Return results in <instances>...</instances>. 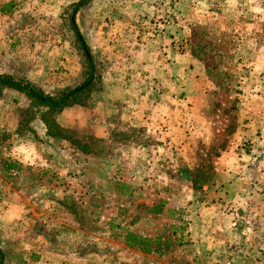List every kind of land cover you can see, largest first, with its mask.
Here are the masks:
<instances>
[{"label":"rangeland","instance_id":"obj_1","mask_svg":"<svg viewBox=\"0 0 264 264\" xmlns=\"http://www.w3.org/2000/svg\"><path fill=\"white\" fill-rule=\"evenodd\" d=\"M79 1L0 0V50L23 55L32 80L10 75L51 95L82 83L88 62L70 17L95 64L93 84L55 112L0 86L5 264L34 262L49 249L44 236L78 252L72 264H209L211 248L222 254L213 264H264V145L257 133L232 141L240 100L231 96L263 92L264 0H89L76 8ZM176 25L192 33L177 37ZM140 42L142 80L128 75L139 70L130 45ZM67 59L79 74L69 83ZM114 66L126 99L107 83ZM192 76L215 94H188ZM133 89L148 96L140 115L125 111L129 120L119 106L140 109ZM243 119L246 133L251 120ZM163 201L161 214L150 213ZM127 231L160 237L161 251L128 247ZM210 234L220 241L211 245Z\"/></svg>","mask_w":264,"mask_h":264},{"label":"crops","instance_id":"obj_2","mask_svg":"<svg viewBox=\"0 0 264 264\" xmlns=\"http://www.w3.org/2000/svg\"><path fill=\"white\" fill-rule=\"evenodd\" d=\"M13 19V18H11ZM1 27V26H0ZM12 30V29H11ZM174 31H172V33H175L177 35V37L180 36V34H191L192 33V29L190 27H184L183 30L179 27V25H176L173 29ZM133 45V47H132ZM131 48L130 51L132 52V54L134 55V58H132L131 60V64L133 63V60H136L138 62V65L133 64V68L134 66L138 67L139 70H137L136 72H128V75L135 77L134 79H137V76H139L140 80H142V76L144 74H142V72L139 71H143L145 70V51H146V47L144 46V44H142V42L137 43L135 48V45L133 43H131ZM1 48H3V45H0ZM135 50V52L133 51ZM2 51L0 50V60H1V64L0 66H2V68L0 67V73H4L6 72L7 74H20L22 76H26L27 78L31 79V69L29 68V65L24 66V62H25V57L23 55H19V53L17 52H13V50H8V54H4ZM191 54V52H189V50H187V52L181 54V58H185L187 55ZM20 56V57H19ZM178 56V54H177ZM176 56V57H177ZM258 57V53L256 54L255 58L256 59ZM178 59V58H177ZM184 61V60H183ZM199 60L196 59L195 57H193V59L189 62L196 64ZM63 64L65 66V68H69L70 76H67V72H65V76H67L66 78H68V80L66 81L67 83L71 82L72 80H76L79 77L78 72H76V66H71V60L67 59L66 61H63ZM44 65V64H43ZM162 65H165V62H162ZM171 65H175L177 66L178 63H173L171 62ZM55 68L54 64L51 67V70L49 71V73L51 75H53L51 73L52 69ZM262 68L264 69V59L262 60ZM257 70V69H256ZM160 72V71H159ZM261 72H264L263 70H261ZM260 71L258 73H261ZM156 74H158V72L156 71ZM262 74V73H261ZM57 75H60V73H57ZM160 80H165V77H163L162 72L158 75ZM109 77V78H108ZM107 77V83H118L116 84V90L119 96L118 98H127V91H128V86L126 88H124L123 86H121L119 83H122V79L123 78H119V75L117 73V69L116 66L113 67V72L109 73V76ZM260 76H258L259 78ZM128 78V77H127ZM127 78H124V81H126ZM132 79V78H130ZM178 80V79H177ZM126 83V82H124ZM178 85V84H177ZM198 81L196 78H194V76H192L189 81H188V86L187 91L188 94H192V93H207V99L210 98L211 96H213L215 93H211V91L206 90L205 88H200L198 87ZM176 89V86L175 88ZM174 89H171L172 93L175 92ZM262 93H233L231 94V96L238 98L240 100L239 103V117L237 118V133L234 135V138H232V141H242V140H247V136H249L252 133H257V137L256 139V143L257 144H262L264 145V87L263 90L262 88L260 89ZM145 90L141 89L140 92L138 94L137 91H135L134 89L132 90V93H130V95L132 96V94H135L136 96H138V98L140 100H137L136 104H140L137 105L139 106V110H136V107H134V109H131L129 106L127 105H123V106H119L120 108H124V115H126L127 117L125 118H129V120L132 119L131 116L128 117L127 113L125 111H127L128 113H132V114H141L143 111V103L146 100L145 98H147L148 94L144 92ZM144 94H143V93ZM19 96H21L22 98H27L24 94H22L21 92L17 93ZM157 96L158 93H156ZM168 96H170L169 93H167ZM117 95V94H116ZM172 95V94H171ZM202 94H199V96H201ZM125 96V97H124ZM187 96H191V95H187ZM197 96V95H195ZM144 99V101H143ZM208 101V100H207ZM122 102H125V100H123ZM146 103V101H145ZM129 104V103H128ZM159 104H157L156 107H159ZM154 105V104H153ZM159 109H161V107H159ZM194 111H197V105L196 103L194 104L193 108ZM212 112V107L209 106L207 107V113H211ZM250 118L251 122L250 124H247L248 127V131L246 133H244L245 128L244 126V121L245 119L243 118ZM124 118V117H123ZM134 119V118H133ZM141 119V117H140ZM211 123V120L209 118H207V125ZM135 126V125H134ZM101 128V127H99ZM261 133V134H259ZM226 161V154L223 153V155L221 156L222 161L224 160ZM208 188V187H207ZM223 222V221H221ZM224 223H221L220 225H223ZM1 225V224H0ZM3 225V224H2ZM217 236H212L211 234L209 236H207V241L209 243H211V245L213 244V242H218L220 241L219 239H221L219 237L216 238ZM42 238V237H41ZM45 244L47 245V249L49 247L48 250L45 251L44 254H39L36 257V260H34V262H32V260H30V258L27 259L28 264H67L68 262L72 263H79L81 261H78L80 259H82L81 255L78 254V252H76L75 254H68L65 252L60 251V248H55L53 247V245H49L48 243L52 242V240H48L47 238H45V236L43 237ZM51 239V238H50ZM34 242L39 240L38 237L34 236ZM59 241H62V237H59ZM217 255L222 256L221 251L220 252H215L213 251V249L211 248L210 250L207 251V260H209V264H213V260L217 259Z\"/></svg>","mask_w":264,"mask_h":264},{"label":"trees","instance_id":"obj_3","mask_svg":"<svg viewBox=\"0 0 264 264\" xmlns=\"http://www.w3.org/2000/svg\"><path fill=\"white\" fill-rule=\"evenodd\" d=\"M87 1L89 0H80L75 7L77 8L78 6H83L87 3ZM70 23L76 33L78 41L81 43L85 51L86 60L88 62V76L82 83L76 85L75 87L61 89L55 95H51L26 79L17 78L10 74H0V86L21 92L31 101V105L39 108H45L49 112L59 111L72 105L73 103H76L80 94L84 93L93 84L95 79V64L93 53L87 45L84 35L79 29L75 17H70ZM48 124L50 126L51 123ZM164 203L165 201H163L161 205H156L154 208L150 209V213L161 214ZM125 241L128 247L137 248L145 253L151 254L161 251L162 240L160 237H148L133 231H127L125 234ZM5 261L6 253L3 247L0 246V264H5Z\"/></svg>","mask_w":264,"mask_h":264}]
</instances>
